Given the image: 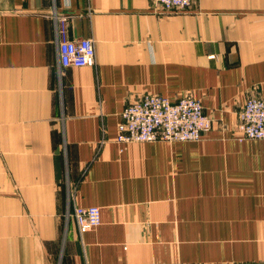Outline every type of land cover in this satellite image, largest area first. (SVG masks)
<instances>
[{
  "label": "crops",
  "instance_id": "0c3cea01",
  "mask_svg": "<svg viewBox=\"0 0 264 264\" xmlns=\"http://www.w3.org/2000/svg\"><path fill=\"white\" fill-rule=\"evenodd\" d=\"M96 63L62 67L58 21ZM147 94L198 99L199 142L116 141ZM264 0H0V264H264ZM100 207L83 234L76 207Z\"/></svg>",
  "mask_w": 264,
  "mask_h": 264
},
{
  "label": "built area",
  "instance_id": "2783aa9c",
  "mask_svg": "<svg viewBox=\"0 0 264 264\" xmlns=\"http://www.w3.org/2000/svg\"><path fill=\"white\" fill-rule=\"evenodd\" d=\"M164 13L187 11L199 0H153ZM59 59L62 67H87L96 63L93 40H70L68 17L58 19ZM212 121L201 102L192 95L179 99L147 94L126 106L121 114L116 141L121 144H169L199 142L211 130ZM238 139L264 140V99L252 97L238 113ZM73 218L80 234L101 225L100 207H76Z\"/></svg>",
  "mask_w": 264,
  "mask_h": 264
}]
</instances>
